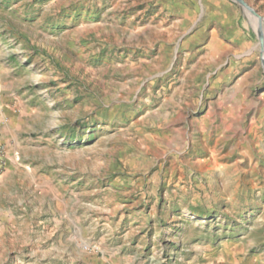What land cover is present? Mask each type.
I'll list each match as a JSON object with an SVG mask.
<instances>
[{
    "label": "rangeland",
    "instance_id": "obj_1",
    "mask_svg": "<svg viewBox=\"0 0 264 264\" xmlns=\"http://www.w3.org/2000/svg\"><path fill=\"white\" fill-rule=\"evenodd\" d=\"M242 1L0 0V264H264Z\"/></svg>",
    "mask_w": 264,
    "mask_h": 264
},
{
    "label": "water",
    "instance_id": "obj_2",
    "mask_svg": "<svg viewBox=\"0 0 264 264\" xmlns=\"http://www.w3.org/2000/svg\"><path fill=\"white\" fill-rule=\"evenodd\" d=\"M237 1H238V2L241 4V6L244 7L246 10H248V11L251 12L252 14L256 15L255 12H254L252 9H250L249 6H248L246 3H244L242 0H237ZM260 20H262V19L260 18Z\"/></svg>",
    "mask_w": 264,
    "mask_h": 264
},
{
    "label": "built area",
    "instance_id": "obj_3",
    "mask_svg": "<svg viewBox=\"0 0 264 264\" xmlns=\"http://www.w3.org/2000/svg\"><path fill=\"white\" fill-rule=\"evenodd\" d=\"M2 152H1V149H0V163H1V160H2Z\"/></svg>",
    "mask_w": 264,
    "mask_h": 264
}]
</instances>
